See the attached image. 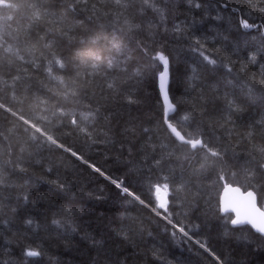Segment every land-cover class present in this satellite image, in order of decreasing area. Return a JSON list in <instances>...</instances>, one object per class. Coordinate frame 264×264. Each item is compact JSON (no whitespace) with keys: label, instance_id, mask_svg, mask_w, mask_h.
I'll use <instances>...</instances> for the list:
<instances>
[{"label":"snow or ice","instance_id":"snow-or-ice-1","mask_svg":"<svg viewBox=\"0 0 264 264\" xmlns=\"http://www.w3.org/2000/svg\"><path fill=\"white\" fill-rule=\"evenodd\" d=\"M168 3L169 0H102L97 6L88 0H0V7L9 13L0 17V40L4 41L0 44V85L4 86L0 91V112L12 117V127L7 131L17 137L21 156L27 146H34L36 154L44 148L69 154L114 185L129 204L149 208L157 215L163 213L172 229L170 234H180L194 243L210 264H231L207 240L193 239L187 225L170 218L168 195L170 191L185 192L193 200L200 199L202 182L213 175L216 181H225L226 176L241 181L243 192L241 187L224 184L217 210L234 215L215 216L220 234L228 237L247 226L264 237V210L257 206L264 204V80L257 85L242 78L224 63L219 49L207 47V37H193L190 50L197 54L199 66L208 76L191 68L185 92L174 103L168 93L170 54H165L166 44L161 41L169 32L174 38L189 37L187 27H182L184 21L174 24L171 30L167 28ZM214 7L217 15L212 19L221 20L220 13L227 12L229 19L235 20L229 25L232 33L227 37L217 33L218 39L227 47L240 49L250 37L258 36L259 54L264 55V0H216ZM201 8L199 2L192 5L194 10ZM86 24L91 27L85 28ZM247 60L248 65H256L257 52L247 54ZM20 65L42 71L47 84L36 85L34 92L30 85L24 89L25 94L18 95L19 82L31 79ZM221 67L226 69L227 77L216 75ZM54 68L63 74L54 75ZM153 76L162 101L156 127L152 126V117L140 112L146 102L142 84ZM41 92L46 99L37 95ZM3 96H7V102H3ZM245 105L257 107L258 112L249 115ZM39 112L61 117L53 127H70L71 132L65 135L83 137L98 146L119 144L121 154L138 161L129 169L136 175V182L131 175L113 178L90 164L50 134L46 126L52 121ZM0 138L7 139L2 132ZM13 155L11 145L7 159L0 153V239L17 224L30 228L35 223L25 207L31 193L21 194L17 184L24 176L31 179L34 173L29 172L23 160L14 163ZM36 163L43 167L40 161ZM46 171L51 173L52 168ZM45 182L61 193L71 191L70 184ZM206 203L207 213L211 214V199ZM61 212L66 217L72 214L70 208H62ZM122 219L129 223L117 235L130 239L142 231L135 217ZM51 223L62 235L78 232L71 220L53 219ZM81 239L89 251L96 252L95 257L89 256L90 264H108L111 257L103 241L87 233ZM18 246L22 256L40 255L31 246ZM0 264L18 261L0 259ZM116 264L122 262L117 260Z\"/></svg>","mask_w":264,"mask_h":264},{"label":"trees","instance_id":"trees-1","mask_svg":"<svg viewBox=\"0 0 264 264\" xmlns=\"http://www.w3.org/2000/svg\"><path fill=\"white\" fill-rule=\"evenodd\" d=\"M101 2L102 0H88L90 5L99 6ZM195 2L202 4L200 10L192 9ZM234 2L238 3L239 0H234ZM215 3L216 0H169L167 28L171 30L174 24L184 21L185 24L182 27H187V36L189 37L188 40L174 38L169 32V35L161 41L166 44L165 54H170L169 93L174 103L180 100L185 92L191 68L196 67L205 77L208 76V73L199 66L197 54L190 50V38L193 37L202 39L207 37L209 40L207 47L219 49V55L223 57L224 63L230 64L233 71L241 74L242 78L257 85H260V82L264 80V75H262L264 55L259 54L261 47L259 37L253 33L256 38L250 37L240 49L227 47L222 40L217 38V33L223 37L229 36L232 33L229 25L235 23V20L234 18L230 20L227 12L220 13L223 16L221 20L212 19L217 15ZM6 14H9L7 10L0 7V17ZM151 17L152 13L149 12L148 18ZM12 26L15 28V24ZM87 27H91V25L86 24L85 28ZM3 43L4 41L0 40V44ZM252 52H257L256 65H248L247 54ZM242 65L245 67L242 68ZM20 67L27 69L24 75L31 79H23L19 82L17 85L18 95L25 94L24 89L30 85L33 86L34 92L36 85L47 84V77L42 71H34L27 68L26 65H20ZM53 74L62 75L63 73L54 68ZM216 75L227 77L226 69L218 68ZM2 90H4V86L0 85V91ZM98 91L99 89H97ZM37 95L46 99L42 92ZM142 95L146 102L140 112L152 117V126L156 127L161 119L162 101L158 81L154 76L146 79L142 84ZM2 99L3 102H7V96H3ZM50 103L54 104V102ZM39 107L44 106L40 105ZM245 107L248 109L249 115L258 112L257 107L249 105H245ZM24 111L26 114L28 113L27 106ZM52 111L55 109L53 108ZM39 114L51 119L52 123L46 126L51 129L50 134L59 137L61 143L71 146L73 151L83 156L90 164H95L113 178H124L131 175L133 183L136 182V175L130 174L129 169L138 161H134L126 153L121 154L119 144L98 146L83 137L65 135V133L71 132L70 127H53L58 124L61 117H53L51 112H39ZM247 118L246 116L245 119ZM11 121V116L0 112V132L4 137H7L6 140L0 138V153H3V159H7L11 145V151L14 153L13 162L23 160L24 166L29 169V172L34 173L31 179L24 176L17 181V184L21 194L31 193L30 203L25 207L35 223L30 228L27 225L17 224L5 231L3 238L0 239V259H11L18 261V264H90L89 256L95 257L96 252L89 251L88 244L81 239L87 233L94 236L96 240L103 241L104 247L111 257L108 264H116L117 260L122 264H210V261L194 243L185 240L180 234H177L176 237L170 234L172 229L163 219V213L157 215L149 208L129 204L128 198L123 197L114 185L69 154L56 149L49 151L47 148L41 149L39 154H36L34 146H27V150L21 156L17 137L10 135L7 131L12 127ZM191 130L189 128V131ZM236 150L240 151L241 149L237 148ZM130 160L133 162H129ZM36 161H40L43 167ZM48 167L52 168L51 173L46 171ZM12 179L16 181L17 178L13 176ZM45 181L70 184L71 191L61 193L52 183ZM163 182L160 181V183ZM175 183L178 184L179 180H176ZM202 183L204 187L200 192L201 198L197 200H193L191 195L185 192H169L168 212L172 213L170 218L174 222L180 221L187 225L193 239L207 240L209 245L231 264H264V237H260L254 230L249 231L247 226L242 231L230 233L228 237L222 236L215 220V216L232 215L223 214L217 210L224 184L231 183L244 189L242 182L233 181L227 176L225 181H216V177L213 175L210 180H204ZM171 187L172 183H170V189ZM142 198L145 197L142 196ZM208 199H211L213 209L211 214L207 213L208 204L206 201ZM259 204L264 208V204ZM62 208H70L71 216L66 217L61 212ZM160 211L162 212V210ZM125 216L135 217L138 229H142V231L133 234L130 239H124L117 235V231L129 223L127 219H122ZM53 219L71 220L78 232L62 235L52 225ZM17 228H19L20 234H17ZM18 244L31 246L40 255L31 258L22 256L21 247Z\"/></svg>","mask_w":264,"mask_h":264},{"label":"water","instance_id":"water-1","mask_svg":"<svg viewBox=\"0 0 264 264\" xmlns=\"http://www.w3.org/2000/svg\"><path fill=\"white\" fill-rule=\"evenodd\" d=\"M168 93H169V82H168ZM169 97H170V93H169ZM170 98H171V97H170ZM232 186H233V187H240V186H238V185H233V184H232ZM244 190H245V189H243V188L241 187V192H243ZM223 196H224V188H223L222 193H221V196H220V201L222 200ZM257 206L260 207L262 210H264V208H262V207L260 206L259 203H258ZM223 214H224V213H223ZM229 214H231V213H229ZM232 215H234V214H232Z\"/></svg>","mask_w":264,"mask_h":264}]
</instances>
